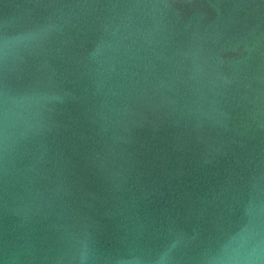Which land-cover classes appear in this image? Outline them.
I'll list each match as a JSON object with an SVG mask.
<instances>
[{"label": "water", "instance_id": "water-1", "mask_svg": "<svg viewBox=\"0 0 264 264\" xmlns=\"http://www.w3.org/2000/svg\"><path fill=\"white\" fill-rule=\"evenodd\" d=\"M0 264H264V0H0Z\"/></svg>", "mask_w": 264, "mask_h": 264}]
</instances>
